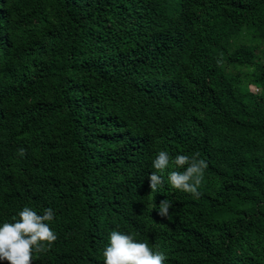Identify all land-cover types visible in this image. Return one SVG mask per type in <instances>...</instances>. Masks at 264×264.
Segmentation results:
<instances>
[{
  "label": "trees",
  "instance_id": "obj_1",
  "mask_svg": "<svg viewBox=\"0 0 264 264\" xmlns=\"http://www.w3.org/2000/svg\"><path fill=\"white\" fill-rule=\"evenodd\" d=\"M161 150L206 160L199 199L174 163L151 191ZM24 206L55 213L32 264H104L113 230L264 264V0H0V225Z\"/></svg>",
  "mask_w": 264,
  "mask_h": 264
},
{
  "label": "clouds",
  "instance_id": "obj_2",
  "mask_svg": "<svg viewBox=\"0 0 264 264\" xmlns=\"http://www.w3.org/2000/svg\"><path fill=\"white\" fill-rule=\"evenodd\" d=\"M19 154L23 156L25 150L21 148ZM198 157V153L192 157L180 154L172 160L167 151H159L152 161L155 171L148 176L151 191L155 192L158 185L164 182L158 173H163L170 163H174L183 170L169 172L167 180L171 187L199 199V186L208 164ZM171 208L170 201L161 200L157 215L168 217ZM54 216L51 207L46 208L41 215L31 207L24 206L18 213V219L13 217L14 222L0 225V260L7 261L8 264H32L34 252L50 250L57 240L56 233L48 223ZM103 257L104 264H164L166 259L163 252L154 250L147 241H137L132 235L117 230L109 234V243L103 250Z\"/></svg>",
  "mask_w": 264,
  "mask_h": 264
},
{
  "label": "rangeland",
  "instance_id": "obj_3",
  "mask_svg": "<svg viewBox=\"0 0 264 264\" xmlns=\"http://www.w3.org/2000/svg\"><path fill=\"white\" fill-rule=\"evenodd\" d=\"M251 89H252L253 91H255V86L251 85Z\"/></svg>",
  "mask_w": 264,
  "mask_h": 264
},
{
  "label": "built area",
  "instance_id": "obj_4",
  "mask_svg": "<svg viewBox=\"0 0 264 264\" xmlns=\"http://www.w3.org/2000/svg\"><path fill=\"white\" fill-rule=\"evenodd\" d=\"M255 91H258V88L255 87Z\"/></svg>",
  "mask_w": 264,
  "mask_h": 264
}]
</instances>
